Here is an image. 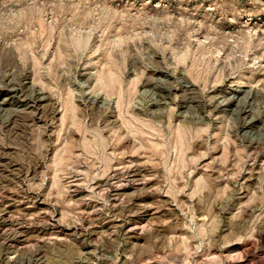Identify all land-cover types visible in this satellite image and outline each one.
<instances>
[{
  "label": "rangeland",
  "instance_id": "374dc122",
  "mask_svg": "<svg viewBox=\"0 0 264 264\" xmlns=\"http://www.w3.org/2000/svg\"><path fill=\"white\" fill-rule=\"evenodd\" d=\"M0 64V264H264V0H0ZM110 66L146 121L122 139ZM70 94L154 184L110 195L82 125L66 138ZM48 98L55 122L22 113Z\"/></svg>",
  "mask_w": 264,
  "mask_h": 264
},
{
  "label": "bare ground",
  "instance_id": "6f19581e",
  "mask_svg": "<svg viewBox=\"0 0 264 264\" xmlns=\"http://www.w3.org/2000/svg\"><path fill=\"white\" fill-rule=\"evenodd\" d=\"M11 15V14H10ZM12 16V15H11ZM19 16V15H18ZM7 17V16H6ZM9 17V16H8ZM13 17V16H12ZM2 18V17H1ZM19 18V17H18ZM17 18V19H18ZM21 18V17H20ZM16 19V20H17ZM2 20V19H1ZM9 24V23H8ZM73 26V25H72ZM71 35H72V39L73 41L75 42L76 45H80V46H84L85 44L88 43L89 41V36H90V32H82L80 30H74L72 29L71 30ZM68 36V35H67ZM64 37V36H63ZM71 39V40H72ZM66 42V41H65ZM86 47V46H85ZM62 49V48H61ZM86 49V48H85ZM63 50V49H62ZM14 51V50H13ZM72 51V50H71ZM64 52V50L62 51ZM49 53V52H48ZM40 58V57H39ZM70 58V56H69ZM17 60V59H16ZM19 64V63H18ZM34 64L36 65H43L44 63L42 62V60H38V61H35ZM1 65V64H0ZM51 65V63H50ZM69 65V64H68ZM20 67V65H19ZM96 82H98V86L100 88H102V90L104 91V93L109 97L111 96L113 93L116 95L115 97V107L118 108V111H119V117L118 118H110L108 123L105 122V124H110L112 125V127H110V129L112 130V132H117L116 134L117 135H114V137H120L121 135V138L122 139V133H126L128 134L129 132H133V130L137 127V123L134 121V120H138L139 122L141 123H145L146 124V121H144L143 119L140 120L137 118V116L139 115V113H131L128 108L124 109V105H126L128 107V104H129V101H130V98L129 99H126V92H127V89H125V86L122 84L123 80L121 81L119 79V75L117 74V71L114 70L113 67H109L108 68V71H104L103 73L102 72H97L96 74ZM28 83V82H27ZM118 84V85H117ZM12 85V84H10ZM192 86V84H190ZM190 85H188V87H191ZM14 86V85H13ZM12 88V87H10ZM18 88V87H17ZM39 91V90H38ZM41 92V91H40ZM160 93H161V90H160ZM42 94V93H41ZM164 95V94H163ZM161 95V98H164L165 96ZM45 96V95H44ZM163 96V97H162ZM14 97V96H13ZM75 95L74 94H70V103L69 105L68 104H65V106L63 107V111L66 112V114H64L62 116V119H61V122H62V125H65L66 122H67V134L66 135V138L68 139V135H71L74 133L75 131V127H77L78 124L82 125V129H83V133H84V139L86 140V148H87V151L92 154V155H96L98 159H101L104 163V169H103V175L105 176V181L104 183L107 184L108 186V191L110 193V195L116 197V196H120V194H126L127 192H129L130 190L134 191V190H137V189H141V188H144V186H146L147 184H154V183H151L152 181H155L157 180V175H156V170L157 169H154L148 165H145L144 163L142 162H139V161H133L132 159V162H130L129 165H127V167H123L125 169H122L121 167H117L113 162L115 161L116 162V152H117V149H118V146L117 145H110L109 143V137H104L103 135L105 134L106 135V132L107 131L105 129L104 131V127L101 126L99 127L98 131L97 132H93L92 136L89 137V133L92 132L91 131V126L93 124V121L94 119L90 118L89 121L83 119L81 113H79L77 110V104L75 103V99H74ZM35 98V96H34ZM46 97H44L45 99ZM30 99V98H29ZM28 99V101H29ZM32 99V98H31ZM49 99V98H48ZM54 99V98H53ZM47 100V99H46ZM51 99H49V102H50ZM98 100V99H97ZM97 100L94 98H91L90 102H91V105L96 104L98 103ZM14 101V100H12ZM42 101V100H41ZM41 101H39L36 105H34V107L31 109H29V111H26L25 109V106L22 110H24L25 112H22L23 114H25L27 117H31V119L33 121L37 120V121H42L46 124H48L49 121H52V122H55V119L58 115V108L56 107L55 104H53L52 102V105H51V109H48L47 108V105L43 104ZM52 101V100H51ZM31 102V101H30ZM87 103V102H86ZM27 104V103H26ZM89 104V103H88ZM101 104V103H100ZM100 104H98L100 106ZM105 104V106L107 108H110L111 106L107 103H102L101 105ZM28 105V104H27ZM30 105V104H29ZM28 105V106H29ZM79 106V105H78ZM104 106V105H103ZM83 107V105H82ZM87 107V106H86ZM84 107V109L86 108ZM98 107V106H97ZM91 108V107H90ZM87 109V108H86ZM97 109V108H96ZM95 109V110H96ZM28 110V109H27ZM50 110V112L47 114V112ZM91 110V109H90ZM89 110V111H90ZM99 111V109H97ZM16 112V111H15ZM95 112V111H94ZM14 113V112H13ZM17 113V112H16ZM19 113V111H18ZM92 113V111H91ZM97 113V112H96ZM111 114V113H110ZM128 114H132L131 116L128 115ZM134 114V115H133ZM17 115V114H16ZM15 115V116H16ZM18 115H21V114H18ZM89 116H91L90 114H88ZM86 115V117L88 116ZM14 116V117H15ZM23 116V115H22ZM96 116V115H95ZM21 117V116H20ZM19 117V119H20ZM25 117V116H23ZM109 118V117H108ZM12 119V118H10ZM22 119V117H21ZM26 119V117L24 118ZM30 119V118H29ZM134 119V120H133ZM103 120V119H102ZM11 122V120H9ZM8 121V122H9ZM13 121H16V119H13ZM107 121V120H106ZM9 122V123H10ZM24 122V121H23ZM30 123V121H28ZM15 123V122H14ZM26 123V122H25ZM12 124V123H11ZM8 125V124H7ZM10 125V124H9ZM15 125V124H14ZM12 125V126H14ZM102 125V124H101ZM142 127V126H141ZM115 128V129H113ZM143 128V127H142ZM14 129V128H13ZM144 129V128H143ZM102 131H104L105 133H102ZM110 131V130H109ZM74 136V135H73ZM107 136V135H106ZM126 136V135H125ZM112 137V136H111ZM130 137V136H128ZM130 139V138H128ZM136 139V138H134ZM99 144H101L100 148H99ZM1 147V146H0ZM4 148V147H3ZM2 148H0V151H1ZM98 149H101L100 152ZM81 150V149H80ZM82 152V151H81ZM4 153V151L2 152ZM0 153V154H2ZM83 153V152H82ZM6 155H9L8 153L5 154ZM4 156V155H3ZM77 158L79 159V155H76ZM89 156V155H88ZM133 157V156H132ZM8 158V157H7ZM73 158V156H72ZM93 158V157H91ZM11 159V157H10ZM65 159V152L62 154H58L57 155V161H61ZM9 160V158L7 159ZM14 161V159H11ZM11 160L10 163H11ZM140 160V159H138ZM2 161V155H1V160ZM12 161V162H13ZM20 161V160H19ZM7 162V161H6ZM101 162V161H100ZM129 162V161H128ZM16 164V163H15ZM42 164V163H41ZM96 164V163H95ZM20 165V164H19ZM38 165V164H37ZM64 165V164H63ZM102 165V164H101ZM9 166V165H8ZM62 166V165H61ZM98 166V165H97ZM7 167V166H6ZM2 168V167H1ZM17 168V167H16ZM15 168V169H16ZM19 168V167H18ZM97 168V167H96ZM21 169V167H20ZM257 169V168H256ZM12 170V168L10 169V171ZM205 170V169H204ZM13 171V170H12ZM17 171V170H15ZM14 171V172H15ZM96 171L98 172H101V170H98V168L96 169ZM206 171V170H205ZM18 172V171H17ZM16 172V173H17ZM98 172V173H99ZM158 172V170H157ZM77 173V172H76ZM159 173V172H158ZM157 173V174H158ZM6 174V173H5ZM19 174H20V171H19ZM81 174V173H79ZM206 174V173H205ZM8 175V174H7ZM6 175V176H7ZM16 175V174H15ZM159 175V174H158ZM74 176V175H73ZM81 176V175H80ZM146 176H150L149 178H146ZM139 177L143 178V182L142 183H139L140 180H139ZM13 179V178H12ZM78 179V178H77ZM155 179V180H154ZM10 180V179H9ZM79 180V179H78ZM77 180V181H78ZM101 180V179H100ZM123 181V182H122ZM159 181V179H158ZM75 183H76V180H75ZM99 183V181H98ZM101 183V182H100ZM160 183V182H159ZM179 183V182H178ZM97 184V183H96ZM73 185V184H72ZM76 185V184H75ZM100 185V184H99ZM99 185H96L95 187L102 189L101 186ZM77 186V185H76ZM72 189H73V186H71ZM94 188V187H93ZM106 188V187H105ZM162 188V187H161ZM158 189V192L157 193H163L162 189ZM198 188V187H197ZM82 186L80 188L77 187L75 189H73V193H71L70 195L71 196H76V195H79L81 193L84 192V190H82ZM171 189V188H170ZM168 189V190H170ZM96 190V189H94ZM142 190V189H141ZM92 191V190H91ZM132 191V192H133ZM176 191V190H175ZM203 191V190H202ZM3 193V192H2ZM32 194V193H31ZM36 194V193H35ZM34 194V195H35ZM104 194V193H103ZM107 194V192H106ZM154 194V193H153ZM19 195V194H18ZM33 195V196H34ZM40 195V194H38ZM156 195V194H155ZM165 195V194H164ZM17 196V195H16ZM109 196V194H108ZM18 197V196H17ZM20 197V196H19ZM37 197V196H36ZM25 198V197H24ZM71 198V197H70ZM111 198V197H110ZM17 199V198H15ZM23 199V198H22ZM114 199V198H113ZM31 200V199H30ZM36 200V199H35ZM1 201V200H0ZM11 198H7V200H4L3 201V204L2 202H0V205H3L2 207L5 206V209L7 211V209L9 210L10 207H15V206H12L13 204L10 203ZM15 201V200H14ZM13 201V202H14ZM22 201V200H21ZM116 201V200H114ZM17 202V201H16ZM19 202V201H18ZM17 202V203H18ZM23 202V201H22ZM31 202V201H30ZM34 202V201H33ZM27 203V202H26ZM46 203V202H45ZM20 204V202H19ZM34 204V203H33ZM23 206V205H22ZM39 206V205H38ZM43 206V205H42ZM19 207V205H18ZM36 207V206H35ZM26 208L31 209L32 210V205L31 207L30 206H26ZM3 210V208H2ZM143 210V209H142ZM145 211V210H144ZM8 212V211H7ZM144 213V212H143ZM147 213V212H146ZM149 213V212H148ZM155 213V212H154ZM151 214V212L149 213ZM141 220V219H140ZM11 223V222H10ZM56 225V224H55ZM75 229V228H74ZM16 237V236H15ZM19 241V240H18ZM22 242V241H21ZM24 244V243H23Z\"/></svg>",
  "mask_w": 264,
  "mask_h": 264
}]
</instances>
